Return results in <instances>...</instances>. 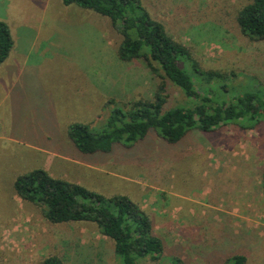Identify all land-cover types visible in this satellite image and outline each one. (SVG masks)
Instances as JSON below:
<instances>
[{
    "label": "rangeland",
    "instance_id": "obj_1",
    "mask_svg": "<svg viewBox=\"0 0 264 264\" xmlns=\"http://www.w3.org/2000/svg\"><path fill=\"white\" fill-rule=\"evenodd\" d=\"M140 2L171 38L190 50L202 68L229 75V82L238 88L264 85V40L242 35L235 22L237 10L247 0ZM0 20L7 24L12 39L8 55L0 63V264H39L48 255L59 256L64 264H118L112 241L93 223L48 222L39 206L15 195L12 183L18 174L41 167L55 177L56 166L64 165L42 152L39 156L45 155L44 163L37 165L33 157L36 148L66 153L98 166L108 159L109 170L135 176L132 188L144 186L143 201L140 192L136 190L134 196L131 187L129 199L136 200L150 218L164 249L158 258H144L138 264H170L174 258L180 264H224L232 254H243L246 264H264V253H260L264 238L260 235L252 236L249 246L248 238H232L223 225L207 224L213 203L220 208L216 216L224 218L226 208L224 197L219 199L211 185L227 193L232 182L223 186V176L231 172L224 170L222 156L216 159L220 171L202 167L216 162L211 155H222L207 148L220 141L230 147L234 144L237 152L246 145L254 149L255 160L261 157L264 161V121L255 129L231 122L209 132L188 130L175 142L148 130L131 145L116 143L109 152L81 153L67 137L70 123L82 122L99 130L112 105L125 108L133 100L151 99L162 79L152 74L141 58L120 60L116 55L119 35L108 19L74 4L0 0ZM162 81L163 108L188 104L175 86ZM90 101V108L77 109V103ZM203 157L206 162L201 161ZM158 167L166 173L160 187L153 188L146 179L148 174L154 178ZM77 168L68 163V172L77 173ZM110 178L105 184L109 191L102 193L112 192L111 187L118 185ZM91 186L97 189L95 183ZM192 201H201L202 206ZM226 231L231 239L226 248L238 253H224ZM253 246L254 250H246Z\"/></svg>",
    "mask_w": 264,
    "mask_h": 264
},
{
    "label": "trees",
    "instance_id": "obj_2",
    "mask_svg": "<svg viewBox=\"0 0 264 264\" xmlns=\"http://www.w3.org/2000/svg\"><path fill=\"white\" fill-rule=\"evenodd\" d=\"M107 18L116 29L120 60L141 58L152 74L175 86L187 99L185 106L163 108L164 83L160 80L151 99H136L125 108L110 107L101 129L82 122L68 125L66 134L72 147L81 153L109 152L112 145L128 146L153 130L161 139L178 141L188 130L209 132L226 123L242 128L256 127L264 121V85L232 86L229 75L201 67L198 59L179 41L171 38L161 22L150 17L140 0H61ZM240 33L251 40H264V0H247L236 12ZM12 46L7 24L0 20V63ZM111 102V101H109ZM13 192L21 200L41 208L51 223L90 222L112 241L118 264H138L144 258L156 259L164 246L153 233L147 214L125 195H102L80 184L33 167L18 174ZM264 195V168L262 171ZM241 254H233L224 264H244ZM39 264H64L56 255ZM170 264H180L174 258Z\"/></svg>",
    "mask_w": 264,
    "mask_h": 264
},
{
    "label": "crops",
    "instance_id": "obj_3",
    "mask_svg": "<svg viewBox=\"0 0 264 264\" xmlns=\"http://www.w3.org/2000/svg\"><path fill=\"white\" fill-rule=\"evenodd\" d=\"M82 91L85 92L86 90H82ZM92 104L93 103L91 101L85 105H81V103L79 104L77 103V109L79 110L83 107L90 108ZM79 111L82 112L84 110L81 109ZM239 127L242 128L241 126ZM250 129H255V127L250 128ZM218 143H221V141ZM218 143L215 145H208L207 148L210 149V151L218 150L221 152L222 155L214 156L213 154L211 156L215 160L219 159V157L222 156L224 159L222 163L224 170L229 171V173L231 172L230 175L223 176L222 178L223 186L225 182L227 183L232 182V183L227 186V190H228L227 193L222 192V189H223L222 187L218 188L216 186L211 185V189L212 188L214 189L212 192H214L216 195L218 194L220 195L219 199L222 198V196L224 197V200L226 201L225 203L226 206L225 205L224 206L226 208H224L223 210L225 213L224 218L220 217L219 215L216 216L215 212L217 210H220V208H217L218 204L213 203V205L211 206L213 210L209 211L210 213H208L209 221L207 224L209 226L223 225L224 229L228 228L229 235L231 233L230 237L233 238L234 236H240L242 238H248L247 240L248 242L246 245L250 246L252 245V240L254 241L252 236L260 235L262 238H264V195L262 192V171L264 168V161L262 160L261 157L255 160L254 149L252 148L247 149L246 145H244V147L241 146V150L237 152V149L234 147V144L232 147H230L229 144H223V143L218 144ZM222 144L224 146L223 151L219 150L221 147H223ZM119 145L122 146L121 144ZM247 150L249 154L246 153ZM41 152L44 154H50L49 156H52L51 159L55 162L64 163V165H59V167L56 166V168L58 169H57V176L55 177L57 178H61L69 182L80 184L90 190H93L102 195H108V196H111L114 194H121L129 198V193H130V197H132L131 191L133 190L135 192L134 196H136V190H137L140 192V196H139L140 200L142 201L144 200L145 191H142L144 186L138 187L137 185H135L136 188L134 187L132 188L133 185H130V182H131V179L135 178V176H130L128 174H121V173L115 172L114 170H109L106 167L107 165H110V161L108 159L105 160V165L103 164L102 166L101 165L98 166L92 163L79 162L78 160L71 158L66 153H60L57 151H51V150H45V149L41 150L39 148H36V150H33V157L35 158L34 163L36 162L37 165L39 166H41L40 165L41 162L44 163L43 158L45 155L43 156V158H40L42 157V155L39 156ZM223 152H224V155H223ZM132 160L134 161V159ZM201 161L206 162L207 160L205 157H203ZM68 163L76 164L78 166L77 173L73 171L68 172ZM206 163H203L202 167L206 169L210 167L209 171L211 169L218 170V168H221L217 165L218 160H216V162L209 161L208 164ZM28 167H30V165H28ZM161 170L163 172H161ZM155 173L157 174L154 175V178L152 177L151 174H148L150 177L146 179L147 183L151 185L153 188L160 187L159 183H161V180L164 179L162 177L165 176L166 171H164V168L160 167L159 169H157ZM215 174L216 175L218 174L217 171ZM105 175L107 177H105ZM108 177L109 178L112 177L115 180H117L118 185L111 187L112 192L110 191L108 193H102L101 190H104V189L105 191H109L106 189V186H105V184L107 183L106 180L109 179ZM232 177L237 178V179L234 180ZM93 183L97 185V189L91 186V184ZM238 184L240 187L236 189V186ZM129 187H131L132 190H130ZM162 187L163 186L161 184V188ZM242 188H245L246 192H243ZM249 190L251 192H248ZM161 192H162V189H161ZM245 194H247V196H244ZM133 201L137 203L136 200L133 199ZM192 202L197 204L198 206H202L200 203L201 201H192ZM224 234H225V237L223 239L224 240V243H223L224 253H238L239 252L238 250H231V249L226 248L227 247L226 243H228L231 239L229 240L230 237H227L226 235L227 231ZM258 245L260 244L258 243ZM261 245H262V249L260 253H264V242H262ZM246 250H250V251L254 250V246ZM248 253H251V252H248ZM244 258H245L244 264H246V257L244 256Z\"/></svg>",
    "mask_w": 264,
    "mask_h": 264
}]
</instances>
